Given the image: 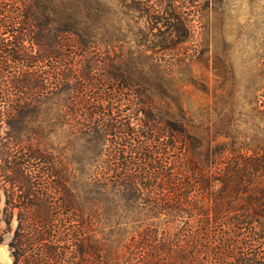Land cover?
Here are the masks:
<instances>
[{"label":"trees","instance_id":"trees-1","mask_svg":"<svg viewBox=\"0 0 264 264\" xmlns=\"http://www.w3.org/2000/svg\"><path fill=\"white\" fill-rule=\"evenodd\" d=\"M10 2L15 4L12 10L0 11L5 18L0 19V222L12 231L8 242L11 264H194L203 256L202 235L223 219L230 233L255 229L258 240L264 241V127L257 125L245 134L230 119L195 120L179 101L167 102L174 112L165 121L150 116L143 108L155 105L152 91L145 95L147 90L134 87L119 69L109 71L103 80L140 99L137 105L145 114L141 125L146 131L159 130L173 138L163 151L168 153L179 145L184 157L158 163L156 154L165 153L152 148L155 134L141 135L139 179L127 162L124 175H110L113 180L86 176L89 188L80 200L71 183V169L54 154L52 137L67 120L62 119L67 113H61L60 105L70 106L71 112L72 93L93 79L91 67L70 73L73 65L66 70L61 61L68 56L65 47L69 44L86 53L95 41L92 18L98 14L94 5L99 7L100 0ZM101 18L98 14L96 19ZM32 44L37 46L35 51ZM259 90L251 89L255 102ZM102 105H108L107 100ZM262 105L259 110L264 118ZM76 124L70 125L69 132L77 138L92 134L97 147L118 128L115 122L99 126L90 119L85 125ZM126 127L123 134L139 137L135 127ZM101 154L102 149L96 152L94 164ZM156 189L160 196L151 198ZM146 198L148 209H139L136 202ZM113 201L135 205L136 218H130L140 222L130 237L121 239L123 230L110 238L94 229L96 211L107 210ZM163 210L170 212L175 223L172 229L158 233L155 227ZM120 219L117 216L112 225L125 229ZM120 242L124 252L117 249ZM225 248L230 247L214 249L217 261L230 256L222 255ZM252 260L242 264H256Z\"/></svg>","mask_w":264,"mask_h":264},{"label":"rangeland","instance_id":"rangeland-1","mask_svg":"<svg viewBox=\"0 0 264 264\" xmlns=\"http://www.w3.org/2000/svg\"><path fill=\"white\" fill-rule=\"evenodd\" d=\"M10 1L0 0V11L12 10L15 4ZM94 6L102 17L96 19L97 11H92L95 41L86 53L82 48L69 44L65 47L68 56L61 61L66 70L73 65L70 73L91 67L93 79L72 93L75 98L70 101L73 103L71 112L70 106L60 105L61 113H67L62 119L67 120L52 137L56 148L54 154L71 169V183L80 200H84V189L89 188L86 176L88 179L94 175L98 180L104 177L113 180L110 175H124L127 162L139 179L142 160L138 146L142 136L155 134L156 142L152 143V148L158 151L159 147L163 153L166 143L173 141V138L159 134V130L157 133L145 130L141 125L145 114L137 105L140 99L132 98L127 91L119 92L114 83L103 80L109 71L122 70L134 87L147 90L145 95L152 91L155 105L143 109L148 115L163 121L174 112L167 102L179 101L195 120L230 119L245 134L252 133L257 125L264 127V118L259 110L264 103V0H100V6ZM5 11V15H9ZM0 19L5 20L4 17ZM31 47L34 51L37 48L35 44ZM254 87L260 88L256 102L251 93ZM103 100H107L108 105L103 106ZM88 119L99 126L107 121L115 122L117 132L107 134L98 147L93 144L92 134L77 138L69 132L70 125L77 122L76 125H85ZM127 124L136 128L139 137L122 133L127 130ZM100 149L99 162L94 164L92 161ZM167 151L156 154L158 163L177 155L179 159L183 156L179 145ZM145 181V185H149L150 181ZM157 181L155 179L152 185ZM159 186H162L160 181ZM153 191L151 198L160 196L157 189ZM146 199L143 200L145 203L138 199L141 202H136V206L141 210L148 209ZM133 206L116 205L113 201L107 210L96 211L94 229L110 238L118 236L117 232L122 230L125 234L122 233L121 239L130 237L140 222L130 218H136L137 210ZM0 207H3V195ZM159 215L161 221H158L156 231L164 233L168 227L172 229L175 220L170 212L163 210ZM117 216L125 229L119 226L122 228L119 230L112 225ZM218 222L202 235L203 256L194 264H242L249 258L256 264H264V241L258 240L255 229L253 232L233 230L230 233L225 219ZM15 225L13 217L12 228ZM248 234L252 237H246ZM11 236L12 231H7L4 223L0 222L1 264L12 263L8 247ZM224 247L230 248H225L222 255L230 256L217 261L214 249ZM120 248L125 251L123 242L117 247L118 250ZM195 249L198 250V246ZM231 252L233 255L229 254Z\"/></svg>","mask_w":264,"mask_h":264}]
</instances>
